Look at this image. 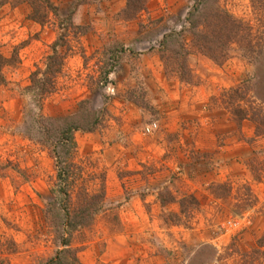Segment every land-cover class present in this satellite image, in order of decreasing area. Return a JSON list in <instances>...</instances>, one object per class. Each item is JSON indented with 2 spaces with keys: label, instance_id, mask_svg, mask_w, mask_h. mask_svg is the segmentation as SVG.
Here are the masks:
<instances>
[{
  "label": "rangeland",
  "instance_id": "1",
  "mask_svg": "<svg viewBox=\"0 0 264 264\" xmlns=\"http://www.w3.org/2000/svg\"><path fill=\"white\" fill-rule=\"evenodd\" d=\"M53 1L59 16L43 24L29 17L28 3H0V51L16 55L0 83V264H45L62 248L67 203L33 119L72 116L83 99L109 115L100 128L75 132L83 178L71 190L86 184L94 192L103 181L106 196L92 224L71 234V254L82 264H264L260 10L251 0H219L262 50L246 56L234 45L219 64L191 45V0H148L135 18L123 15L126 0ZM172 30L191 51V83L165 71L160 45ZM175 40L167 44L179 48ZM56 41L64 66L56 90L39 101L30 74ZM238 86L244 99L235 101L229 89ZM152 122L157 128L145 133ZM184 194L198 208L181 213Z\"/></svg>",
  "mask_w": 264,
  "mask_h": 264
},
{
  "label": "trees",
  "instance_id": "2",
  "mask_svg": "<svg viewBox=\"0 0 264 264\" xmlns=\"http://www.w3.org/2000/svg\"><path fill=\"white\" fill-rule=\"evenodd\" d=\"M6 1L2 0L0 3ZM191 1L192 4L185 19L189 26L188 30L192 34L191 45L196 50L208 55L219 64L231 56L234 45H238L242 49L243 55L246 56L256 52L258 44L254 49V40L250 37V32H252L250 25L248 26L243 20L234 17L232 13L221 6L219 0ZM251 1L260 10V14L264 15V0ZM12 2L14 5L28 3L31 8L29 17L42 24L48 20L50 15L59 16V7L53 0H12ZM147 2L148 0H126L123 15L126 18H135L142 10H145ZM67 18L71 20V14ZM62 38H64L63 33L58 39L61 41ZM169 38L177 39L175 41H177L179 48H172L168 45L167 40ZM58 44V41L54 42L52 52L45 58L44 67L38 66L30 74L28 88L39 101L56 90V79L62 72L65 62V54L58 50ZM160 46V56L165 71L174 74L175 77L184 82H193L194 74L188 62L191 51L183 41L181 32L172 30L166 33ZM260 51L262 50L260 49ZM15 61V54L6 56L0 51V83L5 81V76L2 73L3 68L14 64ZM241 88L238 86L229 89L235 92V101L244 99ZM234 100L227 102L230 103L231 101L233 104ZM90 104L91 101L88 99L81 100L78 112L72 116H45L40 113L33 119L39 132L37 140L49 149L50 154L58 164L56 176L60 183V191L64 194L67 203L64 212L61 214V220H59L63 232L60 241L62 248L57 249L45 264H82L76 256L75 249L71 254L70 236L75 230L92 224L105 200L106 191L103 181L100 183L99 190L94 192H91L86 184H80L76 191H74L75 187L73 186L79 178H83L82 166L76 161L77 141L75 132L78 130L94 131L104 124L105 117L109 115L106 106L94 109ZM233 111L239 114L240 119L247 115V112L240 107L235 106ZM255 122L256 133L259 135L264 131V121L255 120ZM31 131L26 132L27 137L36 138V135L32 134ZM72 187H74L73 190H71ZM171 200L173 201L175 198L173 197ZM164 201L166 200L162 199V203ZM178 202L181 213L199 206L198 198L192 194H184ZM52 208L51 205H48L47 210ZM176 214V212L169 213L170 216Z\"/></svg>",
  "mask_w": 264,
  "mask_h": 264
},
{
  "label": "built area",
  "instance_id": "3",
  "mask_svg": "<svg viewBox=\"0 0 264 264\" xmlns=\"http://www.w3.org/2000/svg\"><path fill=\"white\" fill-rule=\"evenodd\" d=\"M156 128H157V122H152V123L146 124V126L144 127L143 130H144L145 133H151Z\"/></svg>",
  "mask_w": 264,
  "mask_h": 264
}]
</instances>
